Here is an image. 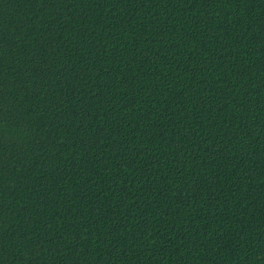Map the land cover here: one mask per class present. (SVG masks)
<instances>
[{
	"label": "trees",
	"instance_id": "obj_1",
	"mask_svg": "<svg viewBox=\"0 0 264 264\" xmlns=\"http://www.w3.org/2000/svg\"><path fill=\"white\" fill-rule=\"evenodd\" d=\"M0 264H264V0H0Z\"/></svg>",
	"mask_w": 264,
	"mask_h": 264
}]
</instances>
